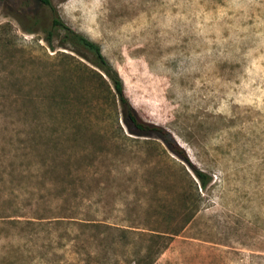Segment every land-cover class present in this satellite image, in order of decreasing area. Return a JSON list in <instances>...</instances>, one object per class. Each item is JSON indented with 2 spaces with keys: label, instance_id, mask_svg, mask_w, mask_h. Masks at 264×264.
I'll return each instance as SVG.
<instances>
[{
  "label": "rangeland",
  "instance_id": "obj_1",
  "mask_svg": "<svg viewBox=\"0 0 264 264\" xmlns=\"http://www.w3.org/2000/svg\"><path fill=\"white\" fill-rule=\"evenodd\" d=\"M51 2L0 0V264H264V0Z\"/></svg>",
  "mask_w": 264,
  "mask_h": 264
},
{
  "label": "trees",
  "instance_id": "obj_2",
  "mask_svg": "<svg viewBox=\"0 0 264 264\" xmlns=\"http://www.w3.org/2000/svg\"><path fill=\"white\" fill-rule=\"evenodd\" d=\"M39 1L47 6L52 7L51 0ZM55 27L62 29L63 31L67 32V34H73L79 44L83 45L95 54L97 59L96 65L104 74L101 75L99 73H96V76H98L104 83H106L109 93L114 97L115 102L120 108V111L123 115V121L126 123V125L139 133L157 134L173 152L183 157L189 163L194 176V179L192 178V185L194 187V190L196 191V195L198 197L197 202L199 203L201 199V193L199 192V190L204 191L208 188L211 182L210 176L204 171H201L196 167L192 166V164L189 162L188 158L184 154L182 156V154L176 152L175 141L170 133H168L164 128L160 126L143 121L137 115L136 111L132 108L126 96L125 87L122 79L120 78L119 74L113 71L111 66L108 64L107 60L103 56L102 49L98 44L88 40L80 34H76L75 32H73V30H71L66 24H64L60 20L55 21ZM48 42L50 43V40H48ZM103 76H105L109 80L110 84L104 79Z\"/></svg>",
  "mask_w": 264,
  "mask_h": 264
}]
</instances>
